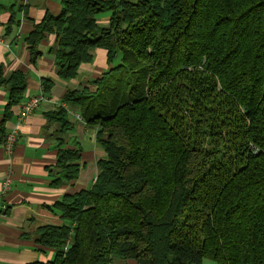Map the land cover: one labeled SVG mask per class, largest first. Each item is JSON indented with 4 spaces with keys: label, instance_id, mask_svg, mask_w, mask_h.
Wrapping results in <instances>:
<instances>
[{
    "label": "trees",
    "instance_id": "trees-1",
    "mask_svg": "<svg viewBox=\"0 0 264 264\" xmlns=\"http://www.w3.org/2000/svg\"><path fill=\"white\" fill-rule=\"evenodd\" d=\"M62 3L27 36L30 60L55 36L58 76L71 80L107 52L96 91L62 97L97 128L107 159L90 189L54 204L63 225L35 234L54 259L34 264H264V0ZM27 87L0 64L2 123ZM45 116L61 126L52 186L72 184L81 155L64 148L68 111Z\"/></svg>",
    "mask_w": 264,
    "mask_h": 264
},
{
    "label": "crops",
    "instance_id": "crops-1",
    "mask_svg": "<svg viewBox=\"0 0 264 264\" xmlns=\"http://www.w3.org/2000/svg\"><path fill=\"white\" fill-rule=\"evenodd\" d=\"M63 1L0 0V64L5 75L21 72L27 75L28 82L24 100L11 109V115L4 123L8 93L0 88V264L53 260L54 251L35 242L36 232L44 227L63 225L54 204L64 196L90 189L98 174V163L107 159L96 141L97 128L77 117L80 115L78 108L62 101L67 91H96L92 82L111 68L107 52L98 49L93 62L82 65L78 77L71 80L58 76L54 55L50 53L55 36L47 37L40 44L41 56L35 63L30 60L25 42L27 36L34 25L43 21L47 12L60 15ZM12 13H15L16 24L9 29ZM44 80L51 81L48 91L43 86ZM35 97H42L43 101L22 120L23 104ZM61 107L68 111L70 123L64 135V148L80 150L81 169L74 183L54 187L55 178L49 169L56 164L59 150L56 135L61 126L56 122L49 123L45 114ZM13 131L17 132L16 143L12 151H7L5 140ZM6 183L8 190L3 193ZM202 264L217 263L204 260Z\"/></svg>",
    "mask_w": 264,
    "mask_h": 264
},
{
    "label": "built area",
    "instance_id": "built-area-1",
    "mask_svg": "<svg viewBox=\"0 0 264 264\" xmlns=\"http://www.w3.org/2000/svg\"><path fill=\"white\" fill-rule=\"evenodd\" d=\"M42 101H43L42 97H35V98L29 99L25 104H23L22 113H21V119L23 120L25 117L30 115L34 110H36L40 106ZM77 117L79 119H81L80 115H77ZM16 136H17V132L13 131L6 137L5 148H6L7 151H12L13 150L14 145L16 143ZM7 190H8V184L6 183V185L3 188V193H5ZM69 244H70V242L68 240V242L66 243V246L64 248L65 251L68 250Z\"/></svg>",
    "mask_w": 264,
    "mask_h": 264
},
{
    "label": "rangeland",
    "instance_id": "rangeland-1",
    "mask_svg": "<svg viewBox=\"0 0 264 264\" xmlns=\"http://www.w3.org/2000/svg\"><path fill=\"white\" fill-rule=\"evenodd\" d=\"M110 17H111V12L102 13V14H99L98 16H96V19L98 21L99 26L100 27H106L108 19ZM96 52H97V50L94 52V55L96 54ZM116 63H115V65H116Z\"/></svg>",
    "mask_w": 264,
    "mask_h": 264
}]
</instances>
